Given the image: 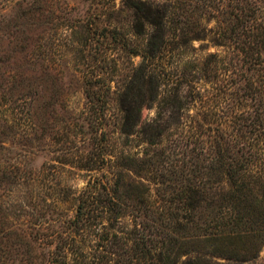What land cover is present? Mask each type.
Listing matches in <instances>:
<instances>
[{
  "label": "trees",
  "instance_id": "obj_1",
  "mask_svg": "<svg viewBox=\"0 0 264 264\" xmlns=\"http://www.w3.org/2000/svg\"><path fill=\"white\" fill-rule=\"evenodd\" d=\"M134 3L130 2L128 7L135 9V19L152 31L144 57V62L150 65L161 54L170 55L174 44L170 40L185 37L191 40L194 33L202 31L204 15L216 19L218 33L224 39L220 38L219 44L234 42L240 46L238 53L244 57L240 60L243 64H239L235 72H241L244 64L249 65L244 71L245 83L232 79L231 84L224 87L226 91L233 90L228 100L233 98L237 105L233 112L225 115L227 119L235 117L234 125L229 126L231 121H228L226 128L211 132L209 139L214 144L209 151L199 147L200 135L197 138L194 135L189 145L185 144L186 139L189 142L188 137L183 138L182 145L171 142L170 151L155 149V159L136 160L120 152L113 162L109 154L113 142L103 124L100 127L103 146L97 147L98 153L103 151L98 155L101 160L97 161L98 153H94L93 148L85 152L83 162L86 164L82 167L92 171L103 168L98 162L103 165L112 162L113 178L105 181L96 177L80 195L70 198L63 194L64 198H58L57 205L72 203L74 209L72 216L59 220V224H63L61 229L52 224L50 217L54 211L42 213L40 206L34 208L30 200L34 196L45 205L53 198L47 190L35 193L39 173L35 174L32 166L23 165L19 160L21 155H32L33 147L36 148L34 129L25 133V137L18 130L24 126L20 114H25L32 126L36 114L30 109L32 106L25 107L26 110L20 108L22 100L17 97L25 93L16 96L12 92L13 89L18 93V87L3 91L0 94V264H254L264 246V29L259 33L257 26H250L258 21L255 16L252 19L256 14L251 8L252 2L235 0L227 8L224 0H168L162 17H158L160 21L152 5ZM139 5L146 8L141 10ZM174 8L180 11H172ZM29 9L25 8L24 12L30 13ZM253 36L259 41V47H256L257 42L253 46L249 42ZM214 57L210 55L207 61L195 66L200 69L195 89L192 82H184L192 73L188 74L182 66L170 68L174 79L163 93L160 87L168 86L161 82V75L154 70L141 71L139 84L132 88L134 94L121 102L118 139L125 137L129 141L135 135L142 136L148 146L159 147L172 126L160 115L143 123V109L164 104L171 111L167 117L177 120L175 130L179 131V126L183 130L182 113L192 92L201 101L202 118L211 116L206 108L203 116L204 106L201 107L210 94L206 90L224 82L212 74L218 72L211 67ZM258 66L262 69L259 75ZM235 72L234 75L242 77ZM248 76H257V82L251 80L254 82L251 83ZM14 81V77L8 79V82ZM182 84L189 88L182 90ZM222 88L211 94L218 102L227 98ZM28 92L25 99L31 104L29 95L33 90ZM250 101L256 104L251 107ZM245 112L250 116L245 120H250L248 123L243 122ZM101 117L104 121L105 111ZM240 120L245 131L236 127L241 126ZM186 132L182 137H187ZM255 136L262 139L258 144L246 142ZM16 137L26 139L22 144L24 150H20L21 144L13 145ZM195 149L199 152L195 153ZM175 153L183 155L182 162H174ZM45 187L48 188L46 184ZM16 197L17 202L12 204L11 199ZM27 209L31 214H25ZM58 210L64 215L69 211L61 207ZM64 225L68 233L63 231ZM54 235L57 240L50 242Z\"/></svg>",
  "mask_w": 264,
  "mask_h": 264
},
{
  "label": "rangeland",
  "instance_id": "obj_2",
  "mask_svg": "<svg viewBox=\"0 0 264 264\" xmlns=\"http://www.w3.org/2000/svg\"><path fill=\"white\" fill-rule=\"evenodd\" d=\"M167 1L0 0V94L3 91L7 92L12 86L14 89L18 87L20 89L18 93L11 89L16 96H19V93H25L17 97L22 100L20 108L26 110L25 107L32 106L30 109L33 108V112L36 114L32 126L29 125L30 122L27 121L25 114L22 115L19 112L21 122L24 124V126L18 127L22 136L32 129L36 132V139L33 141L36 148L32 149L34 153L30 156L27 154L20 157L19 155V160H22L23 165L32 166L35 174L39 173L38 177L42 182L38 181L39 186L35 193L39 194V192L47 190L48 194L52 196L53 199L46 205L42 199L36 196L30 200L35 209V205L40 206L39 208L43 210L42 213L55 212L51 214L50 218L56 227L62 229L63 224H59V220H63L65 216H72L74 210L72 203H65L64 206L57 205V202L60 201L58 198H64L63 194L70 198L80 195L88 182L96 177L105 181L113 178L110 168L112 162L105 165L98 162V165H102L103 168L92 171L84 170L82 167L86 164L83 162L85 152L94 148V153H98L97 147L100 145L99 149L103 146L100 129L103 124L102 127L109 140L113 142L109 147L110 159L113 162L116 159L114 156L120 152H124L129 155V158L136 160L146 157L155 159L154 155L157 154L154 152L155 149L167 148L166 151H170L171 142H180L182 145L184 139L188 137L189 142H186V139L185 144L189 145L194 135L196 136L194 138L200 135L202 144L199 147L209 151L214 144V141L209 139L211 132L217 133L226 128L228 121H231L229 126L234 125L232 122L235 117L227 119L225 115L233 112L237 105L233 98L229 97L230 100H228V96L233 90L226 91L224 87H228L232 79L235 80L234 82L242 81L241 84H244V71L249 65L246 63L243 69L240 68L241 72H235L237 66L243 64L241 61L244 57L238 53L240 46L237 43L219 44L221 43L220 38H223L218 33L216 19H211V16L208 19L204 15L205 32L204 27H200L202 31L194 33L191 40L187 37L170 40V42H174L170 55L161 54L151 65L144 62L152 31L147 25H143L141 21L135 19L136 11L134 8L128 7V4L144 2L152 5L157 21H160L158 17H162ZM234 2L235 0H224V5L229 8ZM250 3L251 8L256 12L252 19L254 16L258 19L256 24L250 23V26H257L255 29L260 33L264 29V0H249ZM139 7L141 10L146 8L144 5H139ZM25 8H30V13L24 12ZM172 11L180 10L174 8ZM216 14L214 15L216 16ZM171 23L173 22L171 21ZM196 36L202 37V39H197ZM255 39L254 36L249 39L252 46L259 42ZM257 44L256 47H259ZM210 55L215 56L211 66L212 70H218V72L212 73L213 76L216 74L215 79L224 80V82L222 81L220 85L216 86L211 85L206 90L207 94L208 92L210 94L205 101L202 100L204 102L201 107L204 106L203 116L206 112L205 108L207 113L209 111L208 114L211 116L206 117L208 121L206 118H202L201 101L195 92H192L185 103L186 109L182 113L181 122L185 125L183 130L182 126H179V131L175 130L177 120L174 117L168 118L171 111L166 109L164 104L158 108L145 107L143 109V123L160 115L164 118V122L172 126L171 132L166 139L160 142L159 147L148 146L142 141V136H138L140 137L138 138L135 135L129 141L125 137L118 139L121 131V102L130 94H134L132 88L139 84V79L142 76L141 71L154 70L161 75V82L168 86L174 79L170 68L182 66V69L187 70L188 74L192 73V76L186 77L184 82L186 84L192 82L195 89L197 87L194 83L197 81L200 70L195 66L197 63L207 61ZM30 56L32 60H30ZM222 69H224L223 72ZM225 69L226 72H224ZM257 70H259L258 75L262 73L261 67L258 66ZM234 72L238 75L242 74V77H237ZM165 74L167 75L165 76ZM32 75H34L33 78H31ZM10 77H14L16 81L8 82ZM248 77V81L256 80L257 82L258 80L257 76L255 78ZM26 78H31V80L24 81ZM17 79H21L20 82L18 81L20 84H17ZM253 81L251 83H254ZM30 84L31 87H28ZM146 87L148 88V86ZM168 88L170 87L162 86L160 92L163 93L162 90L166 91ZM187 88L189 87L181 85L182 90ZM217 88H222L221 91L225 93L223 96L227 97L225 101L218 102L214 96H211V94L214 95ZM30 89L33 90V93L29 95L32 101H30L31 104H28L29 100L27 102L25 97H27V93L29 94L28 90ZM219 95L222 94L219 93ZM255 104V101L249 102L251 107ZM252 110L249 111L252 112ZM103 111L106 116L104 121L101 119ZM248 112L244 113L243 122L248 117L250 118ZM8 113L9 111L6 114ZM253 114L255 111L252 116ZM172 115L175 116V112ZM239 122L241 126H236L237 128L242 127V120ZM246 122L248 123L250 120ZM242 128L245 131V128ZM99 129L100 132H98ZM176 132L178 135L175 134ZM184 132L187 133V137H182ZM24 137H16L12 141L13 145L21 144L20 150L24 148L22 146L26 140ZM259 139L255 136L250 140L247 139L246 142L256 145ZM97 143L98 145H96ZM34 144L32 146H35ZM101 152L103 151L97 154V161L101 160L98 156ZM198 152V149H195V153ZM172 156L176 163L183 160L182 154L175 153ZM45 184L48 188L45 187ZM13 202H17V197L11 199L12 204ZM58 207L69 211L64 215L58 210ZM56 213H60L59 216ZM25 214H31V210L27 209ZM66 226L64 225L63 231L68 233ZM55 240H57L56 235L51 238L50 242ZM254 264H264V246H262Z\"/></svg>",
  "mask_w": 264,
  "mask_h": 264
}]
</instances>
